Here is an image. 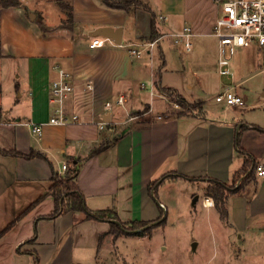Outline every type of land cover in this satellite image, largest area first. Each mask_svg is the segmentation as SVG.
Wrapping results in <instances>:
<instances>
[{
  "label": "crops",
  "instance_id": "obj_1",
  "mask_svg": "<svg viewBox=\"0 0 264 264\" xmlns=\"http://www.w3.org/2000/svg\"><path fill=\"white\" fill-rule=\"evenodd\" d=\"M20 1L19 7L0 8V61L18 66L13 69L18 78L13 108L7 106L6 115L0 114V148L23 154L33 151L44 157L0 154V230L39 196L44 199L0 238V261L33 264L32 254L39 264H88L87 258L94 260L102 237L109 236V224L86 220L83 213L48 217L54 210L48 195L53 175L67 166L69 159L79 160L76 183L87 208L112 209L123 223L166 218L164 201L157 195L156 201L149 192L154 182L155 194L166 180L206 185L180 176L229 183L243 162L234 149L236 132L240 133L241 148L264 165V112L261 116L244 112L243 119H238L232 106L223 109L222 119L210 118L201 102L203 115L179 116L169 109L161 91L173 89L187 102H196L179 87L166 85L164 71L169 47L180 43L171 34L189 26L192 37L212 36L218 9L211 0H133L127 10L110 8L104 0H61L72 7L71 30L60 27L65 12L56 0ZM32 13L35 17L29 20ZM151 13L159 33L158 45L150 54L131 56L126 46L147 41ZM162 15L166 20L159 22ZM37 17L49 31L39 29L34 21ZM101 27L121 28L124 46L105 41L102 47L90 49L91 34ZM167 38L170 43L162 45ZM55 66L72 75L73 90L65 101V111L69 117L76 114V122L46 124L52 113L49 85L57 76ZM235 74V81L242 86L250 78L242 79L239 71ZM147 77L149 87L143 83ZM151 85L154 96H150ZM141 90L148 91V101L141 99ZM119 95L127 98V112L146 109L137 121L122 123L119 112L123 111L114 110L109 115L104 108L106 101H114ZM244 108H248L246 104L240 109ZM158 115L162 118L157 119ZM101 120L107 122L103 129L98 127ZM23 123H45L41 137L34 136ZM101 144L107 147L89 157L90 151ZM254 175L251 182L259 189L249 200L244 197L240 212L243 222L236 219L235 204L230 200L243 194L244 188L227 200L228 221L235 220L237 232L245 231L247 213L264 216V174ZM159 204L164 205L165 212Z\"/></svg>",
  "mask_w": 264,
  "mask_h": 264
},
{
  "label": "rangeland",
  "instance_id": "obj_2",
  "mask_svg": "<svg viewBox=\"0 0 264 264\" xmlns=\"http://www.w3.org/2000/svg\"><path fill=\"white\" fill-rule=\"evenodd\" d=\"M169 40L164 39L162 45H168ZM167 56L168 67L164 71V83L179 87L189 100L196 101L190 104H198L197 108L189 110L187 114L203 115L200 108L203 102V110L208 117L222 119L223 109L227 106L217 103L215 96L228 85V81L217 72V39L213 36L191 37L190 52H185L180 43H174L173 47H169ZM262 57L263 54L255 47L239 48L235 53L232 63L234 73L239 71L242 79L250 77L242 86L248 108H231L238 119H243L241 114L244 112H253V116H261L264 112V104L260 106L264 102V96L261 95L264 93V74L258 66V63H262ZM15 67L18 66L12 61H0V114L3 116L6 115L5 108L12 107L16 96L14 84L18 78L13 71ZM143 83L149 87V77ZM140 92L141 99L148 101V91ZM165 96L170 110H181V107H173L172 102H177L173 96ZM158 102L159 105L162 104V101ZM145 110L130 112V115L140 118ZM119 117L121 121L126 118L121 112ZM240 181L241 179L237 185ZM205 187L206 185L198 182L164 181L158 186L156 194L154 190L153 196L156 201L158 198L167 206L166 218L165 215L160 218L165 219V224L148 233L142 232V229L137 230L141 236L128 233L115 238L109 233L107 238L102 237L101 243L99 242L94 260L91 262V258H87V263L264 264V216L247 213L245 231L237 232L235 220H222L214 201L212 208H203L201 197L207 196ZM257 187L258 185L250 182L244 186L245 191L240 197L230 200L231 204H235L238 221L244 220V215L240 216L241 208L245 204L244 197L249 200L257 193ZM195 196L198 200L193 203ZM162 213L161 211V215ZM104 223L108 224L106 221ZM0 264H5V261H0Z\"/></svg>",
  "mask_w": 264,
  "mask_h": 264
},
{
  "label": "built area",
  "instance_id": "obj_3",
  "mask_svg": "<svg viewBox=\"0 0 264 264\" xmlns=\"http://www.w3.org/2000/svg\"><path fill=\"white\" fill-rule=\"evenodd\" d=\"M216 8L218 9V16L215 19L212 28L211 35L217 39V72L219 76L225 78L228 81V85L218 92L215 96L217 103H222L227 107H240L245 106V96L243 95V88L241 83L235 81V73L232 69V63L237 49L255 47L258 52L263 54L261 71L264 74V0H212ZM165 16H159L158 21L164 22ZM174 37L175 42H180L185 51L191 50V37L192 31L189 26H184L181 31L171 34ZM105 41H109L107 38L92 37L88 47L90 49L100 48ZM159 38L154 40L141 41L137 43H131L127 45L128 52L131 56L141 57L144 54L152 52L158 45ZM118 46H124L122 44ZM152 60V58H151ZM54 69L57 72L56 78L50 82V103L52 104L51 116L46 122L50 125H63L69 122L78 121L76 114H72L70 117L65 111V101L69 94L73 90L71 84L72 75L61 69L59 66H55ZM89 90H93V86L88 85ZM141 88L144 89V84H141ZM154 87L151 85L150 96H154ZM165 96V95H164ZM167 101V98L165 96ZM127 98L124 95H119L114 101H106L104 108L112 114L114 110L123 111L125 115L122 123L135 122L139 118L136 115H130L127 112L125 104ZM174 108H179L177 102H172ZM157 119L162 116H156ZM30 127L31 133L40 138L42 135L43 126L45 123H23ZM107 125V122L101 120L98 123V127L103 129ZM66 171V166L61 167V171L56 174H62ZM255 174L262 176L264 174V165L257 163L255 166ZM201 204L204 209L213 207V200L211 197H201ZM159 207L165 212L163 204H159Z\"/></svg>",
  "mask_w": 264,
  "mask_h": 264
},
{
  "label": "trees",
  "instance_id": "obj_4",
  "mask_svg": "<svg viewBox=\"0 0 264 264\" xmlns=\"http://www.w3.org/2000/svg\"><path fill=\"white\" fill-rule=\"evenodd\" d=\"M133 0H124L121 2H116L114 0H104L105 5L114 9H125L127 10L132 5ZM58 6L65 12V17L61 21L60 27L67 28L69 30L73 29V13L72 7L69 3L63 2L61 0H56ZM21 6L20 0H0V8H14ZM39 29L42 32L49 31V28L41 23L39 17L35 20ZM159 37V33L156 28V22L154 14L150 15V34L147 37V40H154ZM158 82L160 80V74H157ZM169 97L173 96L176 101L179 103L181 110L177 111L176 114L179 116L186 115L189 110L198 107V104H190L188 103L182 96L176 93L173 89H163L161 90ZM172 99V98H171ZM107 145L101 144L95 148H93L89 157L99 154L102 152ZM234 149L237 154H240L243 158V162L241 167L235 171L231 177L229 183L221 182L217 179L208 178V177H198V178H189L185 176H180L185 180L194 182L201 181L206 184L205 193L207 196H210L215 202V206L219 213V216L222 220H228V209H227V200L231 195L236 194L241 189L244 188L248 183L254 180L255 178V166L257 162L255 159L246 153L240 146V133L236 132L234 136ZM0 154L14 156V157H22V158H32L34 156L44 157L39 153H35L31 151L29 154H23L17 151H6L0 148ZM79 173V160L69 159L66 171L62 174L53 175L51 185L48 190V195H50L54 202V210L53 213L48 216L49 218H54L57 215L64 213H83L84 219L86 220H98V221H106L109 224V233L112 234L113 237L117 238L122 234H130L141 236L137 230L142 229V232L148 233L151 232L154 228L159 227L165 224V219L160 220L157 218L152 221H130L127 223H123L117 217V214L112 209L105 210H97L92 211L89 210L85 203V198L81 191L79 190L76 178ZM240 181V184L237 185V182ZM155 183V182H154ZM153 183V185H154ZM149 185V192L152 194V190H154V186ZM44 199V196H39L36 200H34L31 204H29L19 215L7 224L3 229L0 230V238L5 235L16 223V221L22 219L25 215H27L38 203H40ZM115 221L119 223H115ZM32 239L31 241H33ZM100 241V238H99ZM33 264H39V259L36 254H32Z\"/></svg>",
  "mask_w": 264,
  "mask_h": 264
},
{
  "label": "water",
  "instance_id": "obj_5",
  "mask_svg": "<svg viewBox=\"0 0 264 264\" xmlns=\"http://www.w3.org/2000/svg\"><path fill=\"white\" fill-rule=\"evenodd\" d=\"M33 17H35L34 13L30 14L29 20H33L34 19ZM121 34H122L121 28L113 29L110 27H101V28H97L96 30H94L91 36L93 37L101 36V37L109 39L116 45H120L121 44ZM197 200H198V197L195 196L193 203H196ZM115 223H119V222L115 221Z\"/></svg>",
  "mask_w": 264,
  "mask_h": 264
}]
</instances>
